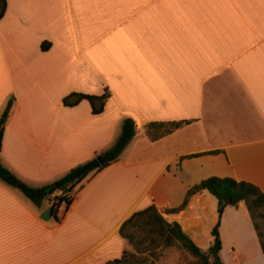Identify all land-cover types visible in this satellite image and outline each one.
<instances>
[{
  "label": "crops",
  "instance_id": "obj_1",
  "mask_svg": "<svg viewBox=\"0 0 264 264\" xmlns=\"http://www.w3.org/2000/svg\"><path fill=\"white\" fill-rule=\"evenodd\" d=\"M5 2L0 115L14 101L2 163L39 188L112 147L124 119L135 134L47 221L50 202L0 181V264H107L127 249L122 223L150 205L198 246L217 201L202 190L168 213L189 188L218 177L264 193V0ZM106 90L100 114L62 103ZM171 121L188 123L148 139L145 124ZM219 235L224 264H264L243 203L224 209Z\"/></svg>",
  "mask_w": 264,
  "mask_h": 264
},
{
  "label": "trees",
  "instance_id": "obj_2",
  "mask_svg": "<svg viewBox=\"0 0 264 264\" xmlns=\"http://www.w3.org/2000/svg\"><path fill=\"white\" fill-rule=\"evenodd\" d=\"M6 9L5 0H0V19ZM109 94L106 90L100 96L85 95L81 93H70L62 99L66 107H73L82 100L88 101L92 114H100ZM14 98L6 101L0 115V143L8 115L12 109ZM188 121L155 122L145 124V133L148 139L156 140L161 138ZM135 134V123L131 119H124L121 123L120 135L116 142L108 150L102 152L99 157L103 162L99 163L97 157L79 164L62 177L39 188L27 186L18 179L0 159V181L18 190L32 204L39 205L43 200L51 203L53 214L63 205L66 209L72 200L65 196L54 194L56 190L71 192L91 176L115 162L122 149L130 142ZM202 190L207 191L217 201V220L210 231L211 243L206 250L198 247L192 239L182 230L177 222H168L155 206L150 205L142 210L135 211L126 219L119 229L121 237L127 240L130 250H125L119 259L107 264H148L158 255V250L176 247L190 257L195 259L192 264H224L220 255L221 240L219 226L222 213L225 208H236L243 203L251 225L256 233L261 253L264 258V193L251 183L236 181L231 178L209 177L193 185L186 192V196L176 208L170 209L168 213H176L182 210L188 198ZM73 194V193H72ZM73 196V195H72ZM150 264V263H149Z\"/></svg>",
  "mask_w": 264,
  "mask_h": 264
},
{
  "label": "rangeland",
  "instance_id": "obj_3",
  "mask_svg": "<svg viewBox=\"0 0 264 264\" xmlns=\"http://www.w3.org/2000/svg\"><path fill=\"white\" fill-rule=\"evenodd\" d=\"M249 219V218H248ZM241 221V219H240ZM211 242V236L210 234H206L204 237L198 241V247L202 249H206ZM131 247L128 244L126 250H130ZM158 255L155 257V259L150 262L148 261V264H192L195 259L190 257L188 254H186L184 251L176 248H165L158 250Z\"/></svg>",
  "mask_w": 264,
  "mask_h": 264
},
{
  "label": "water",
  "instance_id": "obj_4",
  "mask_svg": "<svg viewBox=\"0 0 264 264\" xmlns=\"http://www.w3.org/2000/svg\"><path fill=\"white\" fill-rule=\"evenodd\" d=\"M97 160L99 161V163L103 162L101 157H97ZM51 217H52V207L47 208L40 215V218L45 221L49 220Z\"/></svg>",
  "mask_w": 264,
  "mask_h": 264
},
{
  "label": "built area",
  "instance_id": "obj_5",
  "mask_svg": "<svg viewBox=\"0 0 264 264\" xmlns=\"http://www.w3.org/2000/svg\"><path fill=\"white\" fill-rule=\"evenodd\" d=\"M54 193L57 194L58 196L61 195V196H65L67 198H71L73 195L71 192H68V191L63 192V190H56Z\"/></svg>",
  "mask_w": 264,
  "mask_h": 264
}]
</instances>
